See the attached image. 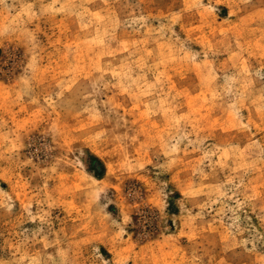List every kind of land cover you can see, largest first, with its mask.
<instances>
[{"label":"rangeland","instance_id":"obj_1","mask_svg":"<svg viewBox=\"0 0 264 264\" xmlns=\"http://www.w3.org/2000/svg\"><path fill=\"white\" fill-rule=\"evenodd\" d=\"M0 264H264V0H0Z\"/></svg>","mask_w":264,"mask_h":264},{"label":"trees","instance_id":"obj_2","mask_svg":"<svg viewBox=\"0 0 264 264\" xmlns=\"http://www.w3.org/2000/svg\"><path fill=\"white\" fill-rule=\"evenodd\" d=\"M90 165H91L90 167H92V169H94L93 167L96 168L95 165H98V163H97V161H95V160H91ZM96 173H97V168H96Z\"/></svg>","mask_w":264,"mask_h":264}]
</instances>
